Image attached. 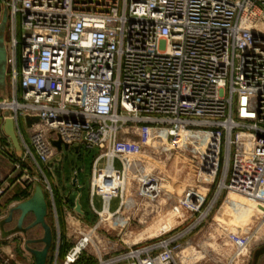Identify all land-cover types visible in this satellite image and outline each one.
<instances>
[{"label":"built area","instance_id":"obj_1","mask_svg":"<svg viewBox=\"0 0 264 264\" xmlns=\"http://www.w3.org/2000/svg\"><path fill=\"white\" fill-rule=\"evenodd\" d=\"M0 2L2 12L5 4L9 10V100L1 98L0 110L12 114L23 149L9 177L19 172L15 183L27 189L39 184L56 213V186L43 169L58 166L61 153L53 143L63 150L65 145L99 150L88 199L93 222L67 209L82 238L63 264L89 254L92 235L105 232V224H122L134 199L150 204L169 193L157 176H133L141 172L143 144L150 140L142 133L152 128L168 137L178 130H209L199 138L214 144L213 169L223 137L225 155L228 151L230 159L233 146L240 155L237 168L239 162L254 166L252 195L264 206V0ZM6 182L0 184V198L11 186ZM225 189L248 194L234 184ZM207 196L203 189L190 191L175 212L196 214ZM197 225L173 239L164 237L171 230L163 226L164 238L143 247H94L93 259L95 264H178L175 244ZM63 245L58 237L54 264Z\"/></svg>","mask_w":264,"mask_h":264},{"label":"rangeland","instance_id":"obj_2","mask_svg":"<svg viewBox=\"0 0 264 264\" xmlns=\"http://www.w3.org/2000/svg\"><path fill=\"white\" fill-rule=\"evenodd\" d=\"M1 5L0 2V15L2 12ZM0 111L2 112V110ZM152 129L156 134H159L158 129ZM154 131H151L152 135ZM178 131L179 133L182 132L181 130ZM197 131L200 134L188 133L189 138L182 139V141L177 139L179 133H175L174 136L170 137L168 135H164V137L154 136V139H150L143 144L145 156L139 165V171L141 172L134 173L133 176L140 177V173L157 176L160 181H163V185L169 193L165 196L160 195L158 201L150 204H142L141 201L134 199L126 209L127 211L121 221L122 224L111 225L107 223L104 225L105 232L98 231L92 235L94 243H90L87 249L89 251L87 255L91 259L96 255L94 247H105L106 251H109L107 247H127L129 245L143 247L158 241L160 238L173 239L176 234L198 222V225L187 236L182 237L175 244L176 262L178 264H253L256 251L264 248V206L244 194L224 189L213 208L208 209L218 192L222 180L225 166V148L222 137L220 153L216 161L217 166L213 169L214 166L211 162L216 157L211 152L214 150V144L213 142L206 144L203 139L199 138V135L207 137L210 135V131ZM138 138L139 132L132 136L133 140L137 141ZM75 148L71 147L69 150H63L62 171L54 173L52 170L48 175L47 167L43 169L52 182L58 184L60 194L66 179L76 175L78 186L85 187L80 202L83 210L90 217L88 204L90 178L93 162L99 154V150L95 147L82 146L76 152ZM239 156L237 149L233 146L226 184L227 186L234 184V186L252 195L256 181V170L252 164L247 165L248 163L239 162V159L237 161L240 163V168H237L236 159ZM178 157L187 160L186 164L194 168L195 177L190 183H182L184 181L182 177L170 173V165ZM212 172L215 176H212ZM131 183L130 187L133 188L131 193H134V184ZM196 189L208 191V196L200 212L196 214L182 210L179 213L175 212L178 201L190 191ZM59 192L56 191L57 196ZM75 199L76 197L73 196L71 202L73 203ZM58 200H56L57 212L54 213L50 209L47 217L48 224H52L55 229L53 233L54 241L48 257L49 264L51 262L54 264L53 258L57 249L58 237L64 244L62 247L66 249L64 253L61 250L58 264L61 263V260H64L67 251L82 238L76 230L81 226L75 224L76 222L68 216V212L64 213L59 209ZM115 205L116 203H113L112 208H115ZM48 206H50V200H48ZM206 212L207 215L200 218ZM127 218H130V220L127 224H124ZM32 219L33 217L30 216L28 221L30 222ZM56 224H59V231L56 230ZM163 226L169 228L171 233L161 237L159 233ZM88 232L89 230L85 234H88ZM18 235L21 242L23 235ZM41 236L42 230L40 227L29 233L30 238H40ZM36 247L40 248L41 245H36ZM113 255L114 253L106 259ZM259 264H264V258Z\"/></svg>","mask_w":264,"mask_h":264},{"label":"water","instance_id":"obj_3","mask_svg":"<svg viewBox=\"0 0 264 264\" xmlns=\"http://www.w3.org/2000/svg\"><path fill=\"white\" fill-rule=\"evenodd\" d=\"M6 1V0H4ZM9 10L5 4L3 7L2 17L0 20V96L6 102H8V90H7V66H8V52L6 45V32L8 24ZM5 123H4V133L9 137L12 145L14 147L16 156L18 158L23 157V149L20 140L16 134L15 124L12 119V114L10 111L6 110L4 112ZM53 146L57 148L58 152L61 153V158L58 161L59 169H62L64 155L62 153V145L60 142L53 143ZM64 150H69L67 145L64 146ZM78 152V148H75ZM77 185L76 176H74L72 186ZM85 187H79L77 189L78 196L75 200L74 212L81 217H85L86 213L82 209L80 199L82 197V192ZM65 188H62V192ZM71 192L66 196V202L69 201V196ZM18 214V219L16 220L15 227L6 233L7 236H12L16 234H22L24 237V248L33 257L34 264H47L49 253L52 249L53 244V229L47 222L48 217V204L42 187L36 184L34 187V192L32 196L25 202L13 207L9 211V215L0 223V229L4 231V226L11 224L15 220V216ZM32 216L33 220L29 224H26L28 217ZM40 227L42 230V236L40 238H30L29 233ZM36 245H41L40 248H36ZM264 250L260 249L256 251L254 255V263L258 264L260 257L263 255Z\"/></svg>","mask_w":264,"mask_h":264},{"label":"crops","instance_id":"obj_4","mask_svg":"<svg viewBox=\"0 0 264 264\" xmlns=\"http://www.w3.org/2000/svg\"><path fill=\"white\" fill-rule=\"evenodd\" d=\"M3 118H4V112L0 111V147L6 148V153L0 152V184L6 180L7 181L6 184H9V186L10 185L11 186L6 192V194L2 198H0V223L4 219L7 218V216L9 215V211L13 207L28 200L34 192V187L27 189L24 186H22L20 183H15V179L20 176L19 172L15 173L13 177L11 178L9 177L13 169V163L18 157L16 156L12 142L10 141L9 137H7L6 134L4 133L3 127H4L5 120ZM47 169H48V175L50 174V171L52 170L54 171V173L55 172L57 173V165L51 166L49 164L47 166ZM50 181L52 182L51 179ZM53 185L56 186L57 188L56 191L59 192L58 184L53 183ZM57 200H58L57 204L59 205V209L62 210L64 213L67 212V209L74 208L75 201H73V203L66 202L64 200L63 194L62 193L60 194V192L58 193ZM50 209L52 212L55 213L54 211L55 209L52 204L48 206V212L50 211ZM18 217L19 216L17 214L15 216V220L13 223L5 225L4 231L0 229V264H3V261L6 259H9L10 264H34L33 257L24 248V237L22 238V241L20 242L18 239V236H19L18 234L12 235V236L5 235L6 233L11 231L15 227L16 220L18 219ZM85 218L90 223L93 222V217L91 214L89 217L86 213ZM28 219L26 221V224H29L33 220L32 219L29 222ZM49 225L52 227L54 231L55 230L54 226L52 224H49ZM62 252L63 253L66 252V249H62ZM51 260H52V257H51ZM47 264H49V258H48ZM60 264H63L62 260ZM75 264H95V261L91 259L88 255L83 254L80 257L79 261Z\"/></svg>","mask_w":264,"mask_h":264},{"label":"bare ground","instance_id":"obj_5","mask_svg":"<svg viewBox=\"0 0 264 264\" xmlns=\"http://www.w3.org/2000/svg\"><path fill=\"white\" fill-rule=\"evenodd\" d=\"M142 136H143L144 139L148 140V139H154L155 138L154 136H159V137L163 136L164 137V134L163 135H161V133L156 134V132L154 131V133L152 135L151 131H147V132H143ZM188 138H189V134L186 133V132H180L178 134V136H177V139H179V141L180 140L182 141V139L185 140V139H188ZM186 161L187 160H183V158L178 157V158L173 160L172 164L170 165V169H169L171 174H176L177 176L183 178L182 180H184V181H182V183L183 182L190 183V181H193L194 177H195V172L193 170L194 168H191L188 164H186ZM214 162L215 161H212L211 164H214ZM229 164H230L229 153H228V151H226L224 172H223V177H222L221 184H220L219 189H218L217 196L219 195V193L222 190H224L227 187L225 182H226V177H227V173H228V169H229ZM232 190L234 192L239 193V194L241 193V194H244V195H246L248 197L254 198L253 195L242 193L241 191L236 190V189H232ZM215 203H216V199L211 203V205L209 206L208 209H212ZM207 212L204 213L201 218H203L205 215H207Z\"/></svg>","mask_w":264,"mask_h":264},{"label":"flooded vegetation","instance_id":"obj_6","mask_svg":"<svg viewBox=\"0 0 264 264\" xmlns=\"http://www.w3.org/2000/svg\"><path fill=\"white\" fill-rule=\"evenodd\" d=\"M57 171H62V169H59V166H57ZM76 176V175H74ZM74 176H71V178H67L66 179V183L64 184V188H65V191L62 192V189H61V193L63 194V197H64V200L66 201V196L69 194V192H71V195L69 196V201L68 202H71V200L73 199V196H75L77 198L78 196V192H77V189L79 188L78 184L74 187L72 186V182H73V179H74ZM77 179V177H76ZM62 187V188H63ZM76 200V199H75ZM264 250V248H262ZM264 258V253L263 255L260 257V260H259V263L260 261ZM254 263V262H253ZM258 263V264H259Z\"/></svg>","mask_w":264,"mask_h":264}]
</instances>
